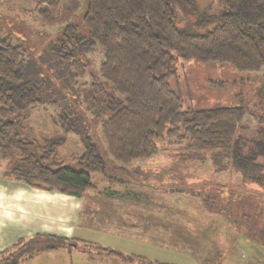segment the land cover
<instances>
[{"label": "trees", "instance_id": "obj_1", "mask_svg": "<svg viewBox=\"0 0 264 264\" xmlns=\"http://www.w3.org/2000/svg\"><path fill=\"white\" fill-rule=\"evenodd\" d=\"M225 3V11L210 13L201 11L196 0H88L78 24L74 19L81 0L41 2L38 14L48 25L60 27L45 46L44 56H39L50 68L47 74L26 47L0 36V159L10 162L1 177L81 198L98 191L90 172H102L111 183H130L108 175L107 155L125 168L164 146L216 151L226 157L224 166L240 175L243 188L216 191L205 197L204 205L264 246V95L259 90L258 103L251 107L262 105L259 116L241 92L236 103L184 109L173 86L178 59L228 65L239 73L264 72V0ZM175 4L208 31L179 28ZM98 47L104 53L99 74L79 84L88 74L85 56ZM214 85L223 87L222 82ZM42 105L60 108L53 123L62 132L42 138L40 144L25 137L22 124L31 110ZM248 115L253 116L254 128L247 123ZM98 128L104 144L97 137ZM70 134L83 147L82 153L70 157L77 167L67 165L60 155ZM218 200L216 208L213 203ZM30 242L48 249L93 246L36 235L6 250L0 264H19V252L14 250ZM96 248L120 259H137Z\"/></svg>", "mask_w": 264, "mask_h": 264}, {"label": "rangeland", "instance_id": "obj_2", "mask_svg": "<svg viewBox=\"0 0 264 264\" xmlns=\"http://www.w3.org/2000/svg\"><path fill=\"white\" fill-rule=\"evenodd\" d=\"M43 1L48 0H0V36L26 47L45 75L50 68L39 56H44L45 46L56 38L60 27L48 25L38 14V5ZM196 1L201 11L219 13L226 9L225 0ZM87 2L88 0H81L75 23L79 24ZM174 8L176 25L179 28L198 33L208 31L209 28L197 27L195 17L186 9L176 4ZM84 59L88 64V74L79 84L89 83L91 74H99L104 61L103 50L98 47L90 51ZM214 82H222L223 87L215 86ZM173 86L183 99L184 109H205L236 103L240 92L251 108L258 103V91L264 95V72L239 73L228 65L178 59ZM260 106L262 105L251 108L254 115L262 114ZM59 111V107L52 105H42L31 110L22 124L25 137L41 144L44 137L59 136L62 131L53 123V118ZM246 120L251 128L255 127L253 116L248 115ZM97 137L104 144L100 128L97 129ZM82 152L79 138L70 134L66 146L60 150V155L67 165L77 167L70 157ZM106 160L107 173L111 178H124L130 183H111L99 171L90 172L92 181L99 193L110 194L119 190L120 193L122 191L130 196L125 203L127 205L123 206L127 213H123L126 217L123 221L128 223L124 229L127 228L125 231L130 232L131 237L134 236L137 246L140 245L137 247L139 252L136 253L148 258V262L156 260L157 264H264L263 245L252 241L233 227L226 216L211 212L204 205L205 197L216 191L243 188L240 175L224 166L226 157L223 154H217L216 151L190 150L185 146H164L156 155L125 165V168L119 167L109 155ZM9 163L8 160L0 159V177L8 169ZM91 200L82 201L83 209L79 214L81 224L91 222L92 212L89 207L95 206ZM218 202L219 200L215 201L213 206L217 208ZM139 230L145 234H137ZM129 247V250L121 251L125 258L132 256L130 252L134 246L130 244ZM14 251L19 252V264H108L103 262L108 260L109 264H131L134 261L112 258L95 245L79 244L77 247L48 249L42 243L30 242L21 244ZM5 252L6 250L0 251V262L7 256ZM111 259L117 260L116 263Z\"/></svg>", "mask_w": 264, "mask_h": 264}, {"label": "crops", "instance_id": "obj_3", "mask_svg": "<svg viewBox=\"0 0 264 264\" xmlns=\"http://www.w3.org/2000/svg\"><path fill=\"white\" fill-rule=\"evenodd\" d=\"M91 193L90 195L87 192L77 198L36 189L0 177V251L9 250L20 239L53 235L91 243L119 253L129 250V245L133 244L135 248L131 247L133 251L130 253L137 257L133 261L134 264H157L156 260L148 262V258L136 253L139 252L137 247L140 245L137 246L134 236L131 237L130 232L125 231L127 228L124 229L128 223L123 221V218H126L123 213L127 214L123 206L127 205L125 203L130 196L122 191L120 193L119 190L110 194L95 191ZM90 198L95 203L94 207H89L92 212L91 222L81 224L79 214L83 209L82 201ZM141 233L145 234L137 231V234ZM152 248L156 249L155 246ZM110 256L119 258L113 254ZM115 259H111L113 263H116ZM108 261L103 262L109 264Z\"/></svg>", "mask_w": 264, "mask_h": 264}]
</instances>
